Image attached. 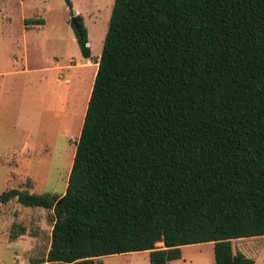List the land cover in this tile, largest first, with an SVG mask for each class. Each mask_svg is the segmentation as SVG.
<instances>
[{
	"label": "trees",
	"instance_id": "obj_1",
	"mask_svg": "<svg viewBox=\"0 0 264 264\" xmlns=\"http://www.w3.org/2000/svg\"><path fill=\"white\" fill-rule=\"evenodd\" d=\"M97 65L64 195L0 194L50 211L31 264L207 243L214 264H256L231 241L264 236V0H114Z\"/></svg>",
	"mask_w": 264,
	"mask_h": 264
},
{
	"label": "rangeland",
	"instance_id": "obj_2",
	"mask_svg": "<svg viewBox=\"0 0 264 264\" xmlns=\"http://www.w3.org/2000/svg\"><path fill=\"white\" fill-rule=\"evenodd\" d=\"M68 1L71 9L65 0H0V194L16 189L60 199L65 193L114 3ZM74 16L87 30L90 59L81 56L76 43ZM54 61L57 70L52 69ZM52 224L50 211L25 208L16 200L0 204V264L45 258ZM18 226L33 240L25 243L28 238L19 236L9 242L22 240V245L7 244L11 229ZM201 252L192 264H210L208 249ZM193 253L185 251L187 256ZM148 257L139 252L95 262L149 264Z\"/></svg>",
	"mask_w": 264,
	"mask_h": 264
},
{
	"label": "crops",
	"instance_id": "obj_3",
	"mask_svg": "<svg viewBox=\"0 0 264 264\" xmlns=\"http://www.w3.org/2000/svg\"><path fill=\"white\" fill-rule=\"evenodd\" d=\"M24 26V25H23ZM37 27V26H36ZM25 30V28H24ZM88 44L90 45V42L88 40ZM91 50V48H90ZM87 60V59H86ZM59 63H57V61L53 62V66L52 69L57 70ZM62 69H64V67H61ZM67 82V80H66ZM68 83V82H67ZM66 84V83H65ZM91 86H90V90H89V97H90V93H91ZM65 97L61 98L59 100V102H57L59 104V106L61 105L62 101L64 100ZM89 100V98H88ZM23 238H28L27 240H25V243H27V241L33 240L32 237L29 236H25L22 235ZM7 244H12V245H22V240H18L15 242H9V239H6ZM231 247H232V252L235 255H241L243 257L252 259L256 264H264V236H259V237H251V238H243V239H234L231 241ZM207 248L208 252H207V256L209 258L210 264H214V252H213V244L212 243H207V244H197V245H188V246H183L181 247V258L175 261H171L168 264H176L178 262H182L184 264H186L185 262H189V264H192V262L197 258V256H201L202 252L201 249ZM198 249V251H197ZM187 250H194L193 254L190 255H185V251ZM149 255L148 252H145ZM261 256V259H260ZM192 259V260H191Z\"/></svg>",
	"mask_w": 264,
	"mask_h": 264
},
{
	"label": "water",
	"instance_id": "obj_4",
	"mask_svg": "<svg viewBox=\"0 0 264 264\" xmlns=\"http://www.w3.org/2000/svg\"><path fill=\"white\" fill-rule=\"evenodd\" d=\"M66 4L68 5V7L71 9V4L68 0H65ZM71 24L73 26V28L75 29V31L79 32L80 31V18L77 17V16H74L72 19H71Z\"/></svg>",
	"mask_w": 264,
	"mask_h": 264
},
{
	"label": "flooded vegetation",
	"instance_id": "obj_5",
	"mask_svg": "<svg viewBox=\"0 0 264 264\" xmlns=\"http://www.w3.org/2000/svg\"><path fill=\"white\" fill-rule=\"evenodd\" d=\"M81 23V22H80Z\"/></svg>",
	"mask_w": 264,
	"mask_h": 264
}]
</instances>
